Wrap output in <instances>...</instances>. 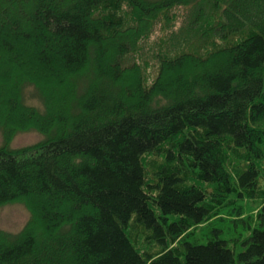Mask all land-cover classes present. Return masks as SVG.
Returning <instances> with one entry per match:
<instances>
[{"label":"trees","instance_id":"obj_1","mask_svg":"<svg viewBox=\"0 0 264 264\" xmlns=\"http://www.w3.org/2000/svg\"><path fill=\"white\" fill-rule=\"evenodd\" d=\"M25 1L28 29L0 22V209L30 219L0 264H264V0ZM17 118L45 138L11 150Z\"/></svg>","mask_w":264,"mask_h":264},{"label":"rangeland","instance_id":"obj_2","mask_svg":"<svg viewBox=\"0 0 264 264\" xmlns=\"http://www.w3.org/2000/svg\"><path fill=\"white\" fill-rule=\"evenodd\" d=\"M31 4L33 3H30V1H25V0H20L18 2L15 0H8L7 7L9 8L0 15V22L3 21V19H5V14L10 13L11 14L10 18H13V19H19V17L21 18L22 20L21 23L23 25L22 29H24L25 31L26 29L30 27L28 23L29 22L28 16L26 15L28 13L29 15L31 14ZM4 6H6L5 3H4ZM27 10L28 12H26L27 14L25 15V11ZM181 26H182V23L178 24L179 29ZM160 41L163 43V41L161 40V33L159 30H157L156 33L150 38V40L145 41L144 43L141 42V45L143 44V49H144L143 52H146V53L148 52V53L153 54L150 60L148 69H147V77H148L147 83L149 86L155 80L157 76L158 61L155 56H157L159 52L158 43ZM24 72L25 74L28 75L29 78L36 80V82L40 86L44 87L46 93L50 94L52 101L54 99L55 104H57V106H54V103H53V107H51V110L55 111V114L61 111L66 112V110H64L63 108V97L67 93V90L66 88H64V90L62 91L60 90L57 91L58 89L54 87L55 84L54 85L52 84V83H57L56 78L52 77L51 75L44 74V73L39 74L36 71L30 70V69H24ZM5 76H6V73L4 70L1 69V66H0L1 102L7 101V99L11 97L13 93L12 85H15V86L17 85V88H20L18 87V84L15 81V77H12L11 79L13 81L11 82L12 85H10L8 89H4L2 86H3V82L4 83L6 82L5 79H7V77ZM19 92L20 90L18 89V93ZM25 92H26L25 96L23 97H24V101L27 102V105L34 106L38 108L39 110H41V112H44L43 101L39 97L34 87H27L25 89ZM7 119L8 117H7L6 110L4 109L1 110L0 111V123L7 125L8 124L6 121ZM21 121L23 120L20 119L19 121V118H17V121H16L17 125L15 126H16V129H19V130H15L14 133L12 132L13 134L12 133L9 134L11 138H9L10 142L8 145L11 148V150L17 151L20 148H25V147L34 145L45 138V135L40 133L37 130H34V129L28 130L29 127L25 129H21L23 126V125H20ZM1 132H0V148L4 145V139H6V136L2 135L3 132L2 133ZM29 219H30V213L28 212L27 208L24 205L17 203V204H10V205L4 206L3 208L0 209V231L7 232L9 234H17L22 231V229L27 224Z\"/></svg>","mask_w":264,"mask_h":264}]
</instances>
